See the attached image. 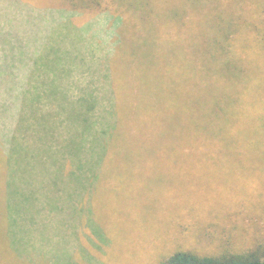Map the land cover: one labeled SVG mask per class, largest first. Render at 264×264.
I'll return each mask as SVG.
<instances>
[{"label":"rangeland","instance_id":"rangeland-1","mask_svg":"<svg viewBox=\"0 0 264 264\" xmlns=\"http://www.w3.org/2000/svg\"><path fill=\"white\" fill-rule=\"evenodd\" d=\"M249 1L100 0V7L68 0L11 2L23 8L20 16L0 0V28L12 26L28 40L12 65L3 60L13 79L5 82L10 101L0 90V133L11 144L10 156L5 146L0 149V264H167L179 251L264 260V54L263 63L250 66L230 56L235 66L227 61L223 72L209 73L202 46L187 53L174 48L170 63L172 50L159 39L184 33L214 42L234 28L238 8L249 10ZM66 8L74 11L66 14ZM28 18L32 23L23 27ZM126 18L133 25L123 34L118 24ZM141 33L158 38L155 53L163 66L174 72L175 54L182 60L184 94L183 84L174 86V74L172 80L161 75L169 68L152 56L139 59L141 48L132 42ZM120 37L126 58L115 57ZM13 44L16 49L19 42ZM3 47L0 39V56ZM131 52L158 70L160 90H150V102L138 100L148 90L135 83L141 72H131ZM112 57L116 93L112 76L106 77ZM235 69L245 79L231 84L222 74ZM213 77V98L228 94L221 88L227 85L247 99L225 97L231 121L239 119L233 133L220 132L216 121L202 128V91L209 86L204 80ZM82 86L107 98L106 118L99 107L92 115L87 99L74 103L68 97ZM174 98L189 104L184 116L181 109L172 114ZM197 130L214 141L192 162L172 145V132L186 137Z\"/></svg>","mask_w":264,"mask_h":264},{"label":"trees","instance_id":"trees-1","mask_svg":"<svg viewBox=\"0 0 264 264\" xmlns=\"http://www.w3.org/2000/svg\"><path fill=\"white\" fill-rule=\"evenodd\" d=\"M11 7H13L14 12L17 15L22 16V9L23 8H18L15 4L12 5L11 2H23V0H8ZM94 1H98V0H68V2L70 4H73L75 6L76 3L78 4H82L85 7H89L93 5L97 4V6L100 5V0L94 3ZM248 4L251 6L249 10H245V8H243V6L239 7L238 10H240L238 12V18L235 22L234 28L226 31V34H221L219 37L214 39L213 41H210L209 39H202L199 40L197 37L195 36H190V35H178V36H173V34L168 35L169 38L163 36L161 38H159L160 40L163 39V44L161 45H168L170 46V49L172 50V52L170 53V63L172 62V54L174 55V50L176 49V51H183L186 52V48H199L200 46H202V64L203 66H206V70L209 73H214L215 71H220L223 72L222 69L225 65L228 64L229 62V66L227 67H233L235 66V64H232L229 61V57L233 56L234 59H237L240 61V63L244 62L246 64H248V66H250L251 64L255 65L258 63H263L261 61V59L263 58V54H264V2H259L257 0H253V1H249ZM100 7V6H99ZM71 11H74L70 8H66L64 10V12L66 14H69ZM0 12H1V8H0ZM19 16V17H20ZM3 21L4 18L0 17ZM30 18V17H29ZM25 19L24 25L23 27H25L28 23L31 22L30 19ZM125 19V18H124ZM127 20L129 22V19L126 18V20L123 21L122 23V19H120L118 27L122 24V27L119 29L118 32L121 31V33L124 34V31H129L128 29H130V25H133L132 23H128L127 24ZM24 20L21 19V23ZM20 23V27H22ZM32 23V22H31ZM48 24V23H47ZM17 27V26H16ZM8 26L2 25L0 28L1 36L0 39L4 44V47L6 46V49L3 54L0 56V90H2L3 92V96H1V98L3 99H7L8 101H10V96L7 93V90L10 88L9 86H5V82L7 81H12L13 77H11L9 75V73L7 72V68L4 67L3 65H7L6 63H4L3 60H7L8 59V65H12V62L10 59H15L18 55L19 52H21V49H24L25 44H26V40L27 38H25V35H23L21 32H14L13 27L11 26V29H8ZM48 29V28H47ZM33 30H35V28L33 27ZM50 29H48L49 31ZM14 35H16V41L13 42V38ZM5 37L9 38V42L8 41H4ZM31 37V36H30ZM135 40L133 43L138 42V48H141V51L139 52V59L142 60L144 57H148V56H152L155 58L156 60V64L165 68H169L167 66H163V63L161 62V59L158 55H156L155 52H157L156 50L158 49V46H160V42L158 40V38H152V37H145V34L141 33V34H134ZM21 41L23 42V46H21ZM122 41L123 38L120 37V44L118 45L117 49H116V54L115 57H118V55H122L127 54L128 52L123 51L122 50ZM200 41H201V45H200ZM19 42L18 45H16L17 48H19V50L13 49V46H15L16 43ZM213 42V43H212ZM212 43V45L210 44ZM140 44V45H139ZM158 45V46H157ZM130 46V45H129ZM243 46V47H240ZM131 47V46H130ZM133 48V47H132ZM175 48V49H174ZM204 50L205 52H211L212 54H217V59H212V55L211 58L207 59L204 55ZM2 51V50H0ZM122 51V52H121ZM175 59H176V65L174 66V72L172 70V67L169 68L168 71H165V73H162L161 75H167V73H169V77L172 80L173 78V74H174V78H175V83L174 86L177 87V83L178 84H183L182 87V94H184V90L186 88V83L184 82V75L182 71H179L178 68H182V64L178 59L177 54H175ZM209 55V54H208ZM125 57V56H123ZM208 57V56H207ZM126 58V57H125ZM195 58H197L196 54H195ZM114 57L110 58L111 61V65H110V74H108V77L112 76V79L109 78V82H112L113 84V88H114V92L116 93V89H118L117 83H116V77H115V71H114ZM198 59L200 60V57L198 56ZM197 59V62H199ZM117 60V58H116ZM129 61L130 64L132 66H134L133 68H130L132 71V73L136 72L139 70L140 76L139 79H135V83H138L137 87L138 88H147L148 93L146 94V98L145 95L143 93V90L140 92L141 97H139V101L141 102H150L151 99L153 98V94L152 92L150 93L151 89H156L160 90V88H158V83H157V72L158 70H151L147 67H145L144 65L140 64L137 58V55L133 52H131V54H129ZM201 61V60H200ZM228 61V62H227ZM11 63V64H9ZM261 65V64H260ZM11 69V68H10ZM9 69V70H10ZM8 70V71H9ZM199 70V69H198ZM243 71V70H242ZM242 71L240 69H235V70H229L226 72H224L222 74V76L224 78L228 77V81L232 84V81L234 79H242L244 80L245 78H243L241 75L239 76L238 73ZM138 72V75H139ZM125 74V72H124ZM129 74V72H128ZM230 74L231 76L227 75ZM233 74V75H232ZM144 77V78H143ZM122 78V77H121ZM214 77L212 79H210L209 81H205L204 80V84H207L209 86H205L207 91H202V118H203V125L202 128L204 129V124H208L206 126L211 127V125L213 124L214 121H216L217 123V127L219 129V131H226L228 133H233V130L231 131V127L232 124H236L237 122H239V119L237 120L236 123H233L230 119V111L227 110L226 106H227V102L228 100L225 99V97H232V98H237V101L239 102H247V99L245 97H243L244 93L243 92H232L231 90H233V88L229 87V86H224L221 88H224V92H227L228 94L225 95H216L215 98H213V95H215V90L216 88L214 87L213 89V85H214ZM4 83V85H3ZM133 83V85L136 87V84ZM197 85H203V83L201 84V82H199V79L197 78L196 81ZM110 85V84H109ZM124 85V83H123ZM174 87V88H175ZM185 87V88H184ZM237 87V86H235ZM16 88V87H15ZM172 89H173V85H171V92L169 97L171 98L172 95ZM194 93L197 94V88L196 90H194ZM229 95V96H228ZM0 98V100H1ZM213 98V99H212ZM172 99V98H171ZM170 99V104H171V109H172V114L175 116L176 113H180V111L178 109H181V115L184 116L185 113L188 112L189 109V104L185 101V102H181L178 101L174 98V100L172 101ZM212 99V101L210 100ZM214 100V101H213ZM225 100H227L225 102ZM118 101L117 98L114 99L113 102ZM167 99H163V103H166ZM196 99L193 100V104L192 107L194 109V111H197L198 108V104L196 103ZM235 102L234 104H239V102ZM18 102V100H17ZM225 102V104H224ZM12 102H10L11 104ZM233 104L232 99L230 98V105ZM99 104L94 103L92 106L95 108L97 107ZM170 108V107H169ZM170 109V112H171ZM232 112V111H231ZM180 118L179 117H174L172 118L173 120H176ZM182 118V117H181ZM184 119V118H183ZM185 120V119H184ZM205 120V121H204ZM187 122V121H186ZM178 124V123H176ZM215 125V124H214ZM213 125V126H214ZM213 126H212V130H213ZM175 126L173 125V128ZM220 127V128H219ZM245 127V126H243ZM172 128V129H173ZM186 128V127H184ZM114 133V130L112 129L111 134ZM188 133V132H187ZM110 134V133H109ZM108 134V135H109ZM213 135H209V136H205L203 134V130L199 131L197 130L193 135H190L189 133L185 136H179L176 135V131L172 132V142H173V146L177 147L178 149L181 150V154L183 156H185L188 160H191L192 162L195 161H199V159L201 158L200 156V148H202V146L206 145L207 143H213ZM221 140L223 141V138H221ZM175 143V144H174ZM10 140H9V136L4 133L1 134L0 133V149L3 150V147L5 146V150L9 155V150H10ZM174 153L178 152V150H173ZM0 156L5 159V156H3L2 153H0ZM214 156H210L209 158L212 159ZM209 159V160H210ZM8 160V159H6ZM167 264H264V260L259 259V258H249V257H244V256H238V255H231V256H223V257H217V256H201L198 255L194 252H189V251H179L176 252L175 254H173L167 261Z\"/></svg>","mask_w":264,"mask_h":264},{"label":"crops","instance_id":"crops-1","mask_svg":"<svg viewBox=\"0 0 264 264\" xmlns=\"http://www.w3.org/2000/svg\"><path fill=\"white\" fill-rule=\"evenodd\" d=\"M66 29V28H65ZM107 70V69H106ZM64 72H68V73H70L71 72V69H64L63 70ZM27 71H24V73L23 74H25ZM70 76H71V74H70ZM106 77L108 78V70H107V72H106ZM100 78H102L101 77V75H100ZM65 86L64 87H66V84H64ZM82 88H83V91H82ZM66 89V88H65ZM81 91L80 92H75V93H69L68 94V97L72 100V101H74V103L76 102V100L77 101H81V100H84V99H87V101L88 102H83V103H85V104H94V103H96V104H99L97 107H95V112H98V107H99V113H100V117L101 118H106L107 117V114H106V112H105V102H106V99L107 98H105V97H103V94H102V92L100 93V94H98V93H96V94H94V92H93V87H91V88H89L88 90H86V87L85 86H82L81 88ZM67 93H68V91H67ZM73 95V96H72ZM75 97H76V99H75ZM59 101L60 102H66V99L65 98H62V99H59ZM89 108V107H88ZM88 108H87V111H89L88 110ZM93 110H94V107L92 106L91 107V109H90V113L92 114V115H96V114H98V113H94L93 112ZM106 114V115H105Z\"/></svg>","mask_w":264,"mask_h":264}]
</instances>
